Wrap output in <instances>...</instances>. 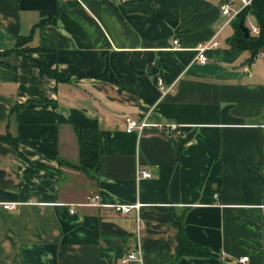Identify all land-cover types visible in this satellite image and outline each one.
<instances>
[{
	"label": "crops",
	"instance_id": "obj_1",
	"mask_svg": "<svg viewBox=\"0 0 264 264\" xmlns=\"http://www.w3.org/2000/svg\"><path fill=\"white\" fill-rule=\"evenodd\" d=\"M221 1L0 0V134L32 142L0 140V264H264V56L229 43ZM78 122L98 125L92 176ZM177 218L210 255H176Z\"/></svg>",
	"mask_w": 264,
	"mask_h": 264
},
{
	"label": "trees",
	"instance_id": "obj_2",
	"mask_svg": "<svg viewBox=\"0 0 264 264\" xmlns=\"http://www.w3.org/2000/svg\"><path fill=\"white\" fill-rule=\"evenodd\" d=\"M248 15H253L256 25L259 26L258 33H251V28H248L250 33L247 36L242 29L240 23L245 25V20ZM234 31L228 38L229 43L239 49L248 50L250 55L246 62L251 64L253 60L259 55L264 56V0H252L243 11L232 21ZM26 42L25 37H19L16 42L15 49L17 52H22L20 47ZM34 64L38 66L41 74H46L55 78L57 81L68 80V78L57 71L51 69L46 65L33 60ZM48 101L42 102L46 105ZM34 101H28L26 105H35ZM74 129L79 142V162L78 164H71L73 167H78L89 175H93L97 171L99 163V148H98V125L93 122H78L74 124ZM189 139L178 138V146L183 147L184 143ZM0 140L10 143L17 148L19 142L32 143L27 137L21 135H12L10 133L0 134ZM184 221L182 218H177L175 221L176 231V255L179 256H200L205 257L210 255V248L202 243L191 240L185 233Z\"/></svg>",
	"mask_w": 264,
	"mask_h": 264
},
{
	"label": "built area",
	"instance_id": "obj_3",
	"mask_svg": "<svg viewBox=\"0 0 264 264\" xmlns=\"http://www.w3.org/2000/svg\"><path fill=\"white\" fill-rule=\"evenodd\" d=\"M252 0H222L220 3V8L222 11V14L225 15L226 17V23L232 22L242 11L243 9L251 3ZM251 28V33H258L259 32V26L258 25H252ZM219 32V30L216 32V34ZM175 43H177L178 41L175 40ZM219 44V41L216 39H210L204 43H200L196 50H197V55L196 58L197 60H199L200 62H206L208 60V56L206 54L207 49L217 46ZM156 82L158 84V86L162 89L163 92H167L170 87H166V85L164 84V80L163 77L158 74L156 76ZM147 124V122L145 120L143 121H139L137 119H134L131 116H127L126 117V129L127 131H134L136 129H142L145 125ZM171 128L175 127V125H169ZM137 176L138 177H150L152 176L151 171L147 170V169H138L137 170ZM217 195V194H216ZM99 197V194H94V195H90L88 196V201L86 202L87 204H96L97 199ZM4 208L7 209H11L14 208L16 206V203H4ZM116 209L126 213L128 211H130V209L132 207H138V204L135 205H130V204H116L115 205ZM71 211H74L73 206L71 207ZM139 221V217L137 219ZM139 222H138V234H139ZM249 259L248 255H245L243 257L240 258L241 262H245ZM127 260H138L140 262H142V252H141V247H140V243H138L136 249H131L126 256L122 259V261H127Z\"/></svg>",
	"mask_w": 264,
	"mask_h": 264
},
{
	"label": "rangeland",
	"instance_id": "obj_4",
	"mask_svg": "<svg viewBox=\"0 0 264 264\" xmlns=\"http://www.w3.org/2000/svg\"><path fill=\"white\" fill-rule=\"evenodd\" d=\"M256 21L253 15H248L246 20H245V26L250 28L252 25H255ZM229 29H232L231 26H229Z\"/></svg>",
	"mask_w": 264,
	"mask_h": 264
},
{
	"label": "water",
	"instance_id": "obj_5",
	"mask_svg": "<svg viewBox=\"0 0 264 264\" xmlns=\"http://www.w3.org/2000/svg\"><path fill=\"white\" fill-rule=\"evenodd\" d=\"M240 25L242 26V29L244 30L245 34L248 36L250 33L248 27H246L242 22L240 23Z\"/></svg>",
	"mask_w": 264,
	"mask_h": 264
}]
</instances>
